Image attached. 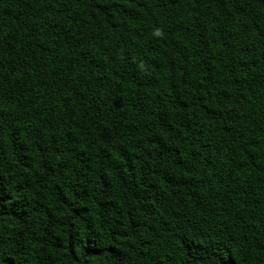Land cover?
Returning <instances> with one entry per match:
<instances>
[{"label":"trees","instance_id":"16d2710c","mask_svg":"<svg viewBox=\"0 0 264 264\" xmlns=\"http://www.w3.org/2000/svg\"><path fill=\"white\" fill-rule=\"evenodd\" d=\"M0 264H264V0H0Z\"/></svg>","mask_w":264,"mask_h":264}]
</instances>
